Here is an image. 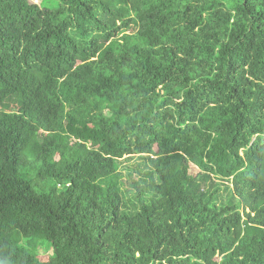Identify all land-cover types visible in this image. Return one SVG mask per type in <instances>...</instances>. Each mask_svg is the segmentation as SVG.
Instances as JSON below:
<instances>
[{
  "label": "trees",
  "instance_id": "obj_1",
  "mask_svg": "<svg viewBox=\"0 0 264 264\" xmlns=\"http://www.w3.org/2000/svg\"><path fill=\"white\" fill-rule=\"evenodd\" d=\"M0 264H264V0H0Z\"/></svg>",
  "mask_w": 264,
  "mask_h": 264
},
{
  "label": "rangeland",
  "instance_id": "obj_2",
  "mask_svg": "<svg viewBox=\"0 0 264 264\" xmlns=\"http://www.w3.org/2000/svg\"><path fill=\"white\" fill-rule=\"evenodd\" d=\"M30 1L33 2V3L39 4V5L48 6V7H51V8L57 6L58 5V2H59V0H30ZM121 162H123V161H121ZM123 165L129 166V164H128V162H126V160L124 161V163H122V166ZM127 171L128 170H124L123 171L124 172V175H125V179L127 177V175H126L127 174ZM48 253L49 254H52L53 253V249L52 248L49 249L48 250ZM41 255H44V254H41Z\"/></svg>",
  "mask_w": 264,
  "mask_h": 264
}]
</instances>
